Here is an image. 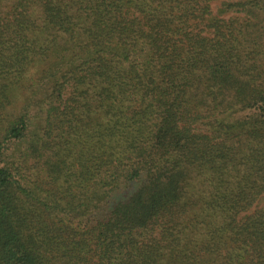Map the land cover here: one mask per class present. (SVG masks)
<instances>
[{"label":"trees","instance_id":"16d2710c","mask_svg":"<svg viewBox=\"0 0 264 264\" xmlns=\"http://www.w3.org/2000/svg\"><path fill=\"white\" fill-rule=\"evenodd\" d=\"M0 264H264V0H0Z\"/></svg>","mask_w":264,"mask_h":264}]
</instances>
